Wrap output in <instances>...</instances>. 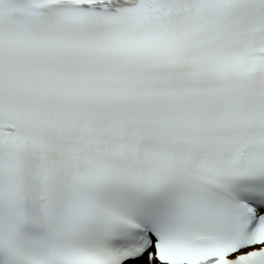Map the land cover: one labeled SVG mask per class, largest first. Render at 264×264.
<instances>
[{
	"label": "snow or ice",
	"instance_id": "obj_1",
	"mask_svg": "<svg viewBox=\"0 0 264 264\" xmlns=\"http://www.w3.org/2000/svg\"><path fill=\"white\" fill-rule=\"evenodd\" d=\"M0 264H264V0H0Z\"/></svg>",
	"mask_w": 264,
	"mask_h": 264
}]
</instances>
